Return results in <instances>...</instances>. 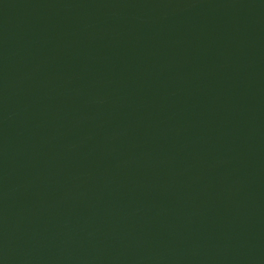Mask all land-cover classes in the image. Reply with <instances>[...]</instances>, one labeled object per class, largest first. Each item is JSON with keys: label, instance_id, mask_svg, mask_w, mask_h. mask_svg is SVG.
Returning a JSON list of instances; mask_svg holds the SVG:
<instances>
[{"label": "water", "instance_id": "water-1", "mask_svg": "<svg viewBox=\"0 0 264 264\" xmlns=\"http://www.w3.org/2000/svg\"><path fill=\"white\" fill-rule=\"evenodd\" d=\"M0 264H264V0H0Z\"/></svg>", "mask_w": 264, "mask_h": 264}]
</instances>
